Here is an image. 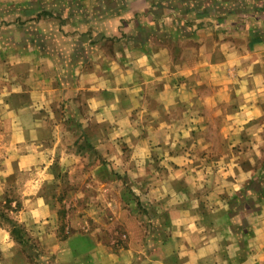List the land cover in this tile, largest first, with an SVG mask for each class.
<instances>
[{
  "label": "crops",
  "instance_id": "1",
  "mask_svg": "<svg viewBox=\"0 0 264 264\" xmlns=\"http://www.w3.org/2000/svg\"><path fill=\"white\" fill-rule=\"evenodd\" d=\"M77 140L109 171L168 156L182 184L153 180L163 210L117 209L106 230L71 221L65 238L46 195L23 197L36 264H264V180L247 190L264 172V0H0V202L23 172H71ZM0 264H34L2 225Z\"/></svg>",
  "mask_w": 264,
  "mask_h": 264
},
{
  "label": "rangeland",
  "instance_id": "2",
  "mask_svg": "<svg viewBox=\"0 0 264 264\" xmlns=\"http://www.w3.org/2000/svg\"><path fill=\"white\" fill-rule=\"evenodd\" d=\"M215 116L216 115H214L213 118H215ZM215 125L217 124H214V126ZM219 144L220 139L219 142H215L212 139L210 140L212 150H215V152L222 151ZM70 150L75 151V154H71L69 157L73 167L71 172L64 170L65 165L59 164V160H54V163L48 168L47 172H23L19 174L17 178L18 185L14 183L15 186L8 188V201L6 203L0 202V225L5 227L9 233L10 230L13 229L10 221L13 220L17 222L15 220V213L22 205V198L31 196L33 193L46 195L49 198L50 205L56 214L54 226L58 228L60 235H62L67 230L70 232L73 231L70 227L71 221L75 222V227L73 228H77L75 229L76 231L85 230L88 227H100L104 230L112 228L115 223L113 221L115 219L113 218V213H115L117 209L136 212L139 213L140 216L150 211L163 210L164 208L160 203L155 204L149 201L150 196L148 195V190L151 188V186H148L151 185L149 183H152L153 180H158L160 177H166L168 181L167 194L169 195L175 194V191L178 190L177 187L174 186L175 183L182 184L176 179L174 168H171V166L174 165V161L165 159L168 156L163 155L160 159L151 157L153 163L150 162V165L153 167L156 166V170L153 172L150 170L147 172L109 171L106 168L103 169V166L106 167L105 164L107 162L97 155L87 142H80V140H77L75 144L70 147ZM199 156L201 157L200 154ZM216 156L217 154H213L210 155L209 158L204 159H213V157ZM54 166H56L55 169L53 168ZM139 173H142V175L139 176ZM205 173L206 172H204V174ZM47 174H53L56 178L51 181L48 179L43 180V177H48ZM262 174H264V172L259 171L258 177ZM33 176H40L41 184L36 187V189H34L35 187L27 186V181L31 180ZM96 180L105 181L106 184H109L105 187V189H107V196L105 197L108 199L99 197L101 190L99 186H97ZM135 182L139 184L137 185ZM143 182H146V184ZM196 190L197 191L194 193H200L198 189ZM109 197H113V202L116 203L112 204L111 198ZM78 198L82 200L80 201ZM11 201H15L14 204L11 203ZM118 201L120 204H118ZM231 202L233 203V199ZM232 206L238 208L239 205L234 204ZM72 214L76 215L73 219H70ZM87 214L91 215L88 216ZM77 215L79 216L77 217ZM18 224L21 227L18 228L16 236L20 237V242L17 243L20 245L21 252L29 262L34 264L38 263L39 260L42 261V263H44V261L46 262V255L42 248L35 242V238L29 234V231H26V228L22 224ZM115 226L117 225L115 224ZM122 236L123 235L120 234L118 235L119 238H116L120 244H124L125 241ZM106 237L110 238V235Z\"/></svg>",
  "mask_w": 264,
  "mask_h": 264
},
{
  "label": "trees",
  "instance_id": "3",
  "mask_svg": "<svg viewBox=\"0 0 264 264\" xmlns=\"http://www.w3.org/2000/svg\"><path fill=\"white\" fill-rule=\"evenodd\" d=\"M263 177H264V174L260 175L259 177H257V179L251 181L247 187V190L250 191L251 193L253 194H256L257 192L259 194H262V190L260 188V185L262 184L261 181L263 180ZM244 191H242V193L240 194L242 196V201H240L241 199V196L240 195H237L233 198V203L232 205L234 204H238L239 206L241 205L240 202H242V206L244 205H247L249 207H252V204H250V202H248L246 200V197L245 195H243ZM11 222V226H13V229L10 230V235L12 237V239H14L16 242H20V237L16 236V232L18 231V228H20L21 226L15 222V221H10ZM68 234H70V231H68L67 233H63L62 235H60L61 238H65ZM18 240V241H17Z\"/></svg>",
  "mask_w": 264,
  "mask_h": 264
}]
</instances>
